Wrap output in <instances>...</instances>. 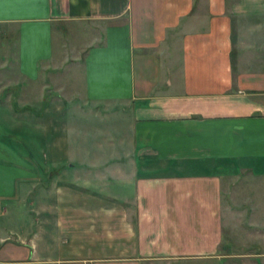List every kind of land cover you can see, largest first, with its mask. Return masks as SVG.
<instances>
[{
  "label": "crops",
  "instance_id": "crops-1",
  "mask_svg": "<svg viewBox=\"0 0 264 264\" xmlns=\"http://www.w3.org/2000/svg\"><path fill=\"white\" fill-rule=\"evenodd\" d=\"M0 77V264L231 254L226 193L264 175V0H0Z\"/></svg>",
  "mask_w": 264,
  "mask_h": 264
},
{
  "label": "rangeland",
  "instance_id": "rangeland-1",
  "mask_svg": "<svg viewBox=\"0 0 264 264\" xmlns=\"http://www.w3.org/2000/svg\"><path fill=\"white\" fill-rule=\"evenodd\" d=\"M73 27L74 25L64 24L56 32V39L61 46L69 47L74 35ZM81 56H84V50ZM8 67L10 68L6 71L11 72L13 66ZM44 76L46 78L42 82L48 81L47 75ZM6 79L0 77V87L6 84ZM8 93L6 91L5 97ZM231 172L228 169V174ZM242 172L240 170L238 177L233 178L231 190L226 193L227 199L237 201L238 204V207L233 208L231 223L226 225L224 245H227V252L231 254L204 256L199 260L155 261L151 264H264V175L252 177L253 180L251 173L244 170Z\"/></svg>",
  "mask_w": 264,
  "mask_h": 264
}]
</instances>
